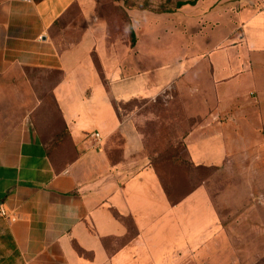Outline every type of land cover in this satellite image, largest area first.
I'll return each instance as SVG.
<instances>
[{"label": "crops", "instance_id": "0c3cea01", "mask_svg": "<svg viewBox=\"0 0 264 264\" xmlns=\"http://www.w3.org/2000/svg\"><path fill=\"white\" fill-rule=\"evenodd\" d=\"M100 2L0 0V99L2 82L56 74L51 97L70 149L48 154L37 106L0 121V205L18 215L0 218V264H257L264 207L250 189H264V0L177 7L183 20L171 30L184 36L169 35L168 49L161 26H132L134 57L129 28L115 30ZM167 89L185 98L190 162L213 169L193 188L168 190L136 121L138 102Z\"/></svg>", "mask_w": 264, "mask_h": 264}, {"label": "rangeland", "instance_id": "374dc122", "mask_svg": "<svg viewBox=\"0 0 264 264\" xmlns=\"http://www.w3.org/2000/svg\"><path fill=\"white\" fill-rule=\"evenodd\" d=\"M100 1L102 9L112 13V18L109 20H112V24H110L115 30L122 33L124 29L129 28V57L137 55L136 33L132 30V26H139L140 29L142 27L146 29L153 25L161 26V34L167 38L163 42L167 45L163 47L166 49H168V43L170 42L168 40L169 35H172V40L175 37L177 40L183 39L184 29H181L183 30L181 34L178 30H171V26L175 24L176 19L183 20V12L181 16H176L174 13L177 10V1L184 0H173L172 2L164 0ZM166 8H169L170 11L163 12L162 9ZM147 35L149 34L145 36ZM164 52L165 50H162V56L165 54ZM145 53L147 57L151 56L152 52L146 49ZM57 77L56 74H41L31 71L27 73L29 82L22 80L2 82L3 92L0 99V121L2 125L4 122H12L13 119H21L28 107H39L38 111L35 112V121L47 150L54 160L66 158L67 152H70L67 143H63V138L66 135L64 134L62 120L54 99L51 97V90L58 79ZM31 91L37 97L32 98L26 95ZM169 92L170 90L167 89L168 96L165 99L160 98V101L157 100V102L149 100L139 101L140 110L136 116V121L139 123L141 131L145 134L150 160L158 168L166 186L169 188L168 190L186 182L188 183L187 185L193 188L212 173L206 169L197 168L190 162L185 137L189 132L188 127L192 121L186 120V105L184 104L185 98L183 95L175 93V91L169 95ZM14 107H16V111L12 109ZM130 107L131 105L129 104ZM5 133L6 129H0V138ZM250 190L252 205L264 207V189ZM179 197L177 196L176 198ZM246 212L247 210H242L240 216H243ZM258 217H260L259 213ZM6 233L7 229L0 224V236L6 235ZM261 236L259 240L262 241ZM257 264H264V257L258 260Z\"/></svg>", "mask_w": 264, "mask_h": 264}, {"label": "built area", "instance_id": "2783aa9c", "mask_svg": "<svg viewBox=\"0 0 264 264\" xmlns=\"http://www.w3.org/2000/svg\"><path fill=\"white\" fill-rule=\"evenodd\" d=\"M88 141H90L93 147L98 146L102 142V135L99 131H92L87 135ZM0 217L8 222L15 223L18 221V215L4 205H0Z\"/></svg>", "mask_w": 264, "mask_h": 264}, {"label": "trees", "instance_id": "16d2710c", "mask_svg": "<svg viewBox=\"0 0 264 264\" xmlns=\"http://www.w3.org/2000/svg\"><path fill=\"white\" fill-rule=\"evenodd\" d=\"M166 2H172L173 0H164ZM198 0H192V1H188V2H183V1H180V2H177V7H181L183 6L184 4H195ZM163 12H169L170 9L169 8H166V9H162ZM64 134L67 136V131L66 129L64 130ZM65 136V137H66ZM65 139V138H63ZM48 154L51 156V154L48 152ZM208 170H213V169H208ZM123 219V218H122ZM75 246L77 248V250L79 251L80 254H84V251L75 243Z\"/></svg>", "mask_w": 264, "mask_h": 264}]
</instances>
